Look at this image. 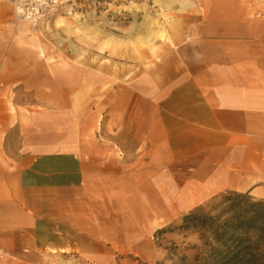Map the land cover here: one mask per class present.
Instances as JSON below:
<instances>
[{
    "label": "crops",
    "instance_id": "obj_1",
    "mask_svg": "<svg viewBox=\"0 0 264 264\" xmlns=\"http://www.w3.org/2000/svg\"><path fill=\"white\" fill-rule=\"evenodd\" d=\"M172 1L160 59L112 94L122 135L50 123V83L28 110L39 84L22 57L0 56V264L156 260L157 230L212 195L264 199V0Z\"/></svg>",
    "mask_w": 264,
    "mask_h": 264
},
{
    "label": "rangeland",
    "instance_id": "obj_2",
    "mask_svg": "<svg viewBox=\"0 0 264 264\" xmlns=\"http://www.w3.org/2000/svg\"><path fill=\"white\" fill-rule=\"evenodd\" d=\"M172 2L98 0L96 8L83 12L77 8L33 26L14 18L7 0V11L0 10V56L22 57L24 74L30 73V80L39 84L25 88L21 101L28 110H40L37 104L47 102L43 92L50 83V123L58 127L65 124L72 136L122 135V127H116L118 118L109 112L112 94L134 84L160 59L161 43L172 40ZM10 96L13 108L16 96L12 92ZM93 109H97L96 117ZM24 114L33 113L25 110ZM223 193L212 195L192 211L218 214L224 208ZM179 225L166 229L173 228L186 237L164 240L162 233H156V241L166 248L164 256L156 260L120 256V263L127 259L133 264H194L196 254L205 249L201 232L179 229Z\"/></svg>",
    "mask_w": 264,
    "mask_h": 264
},
{
    "label": "trees",
    "instance_id": "obj_3",
    "mask_svg": "<svg viewBox=\"0 0 264 264\" xmlns=\"http://www.w3.org/2000/svg\"><path fill=\"white\" fill-rule=\"evenodd\" d=\"M222 198L224 208L218 214L195 210L178 226L201 232L205 249L196 254L194 264H263L264 199L237 191H226Z\"/></svg>",
    "mask_w": 264,
    "mask_h": 264
},
{
    "label": "built area",
    "instance_id": "obj_4",
    "mask_svg": "<svg viewBox=\"0 0 264 264\" xmlns=\"http://www.w3.org/2000/svg\"><path fill=\"white\" fill-rule=\"evenodd\" d=\"M16 20L37 26L55 15L71 13L77 8H96L98 0H9Z\"/></svg>",
    "mask_w": 264,
    "mask_h": 264
},
{
    "label": "bare ground",
    "instance_id": "obj_5",
    "mask_svg": "<svg viewBox=\"0 0 264 264\" xmlns=\"http://www.w3.org/2000/svg\"><path fill=\"white\" fill-rule=\"evenodd\" d=\"M22 23H23V25L27 24V22H22Z\"/></svg>",
    "mask_w": 264,
    "mask_h": 264
}]
</instances>
